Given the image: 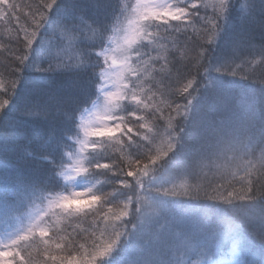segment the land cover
I'll use <instances>...</instances> for the list:
<instances>
[{
	"label": "snow or ice",
	"instance_id": "6c2138e0",
	"mask_svg": "<svg viewBox=\"0 0 264 264\" xmlns=\"http://www.w3.org/2000/svg\"><path fill=\"white\" fill-rule=\"evenodd\" d=\"M0 264H264V0H0Z\"/></svg>",
	"mask_w": 264,
	"mask_h": 264
},
{
	"label": "trees",
	"instance_id": "16d2710c",
	"mask_svg": "<svg viewBox=\"0 0 264 264\" xmlns=\"http://www.w3.org/2000/svg\"><path fill=\"white\" fill-rule=\"evenodd\" d=\"M23 2H26V0H23Z\"/></svg>",
	"mask_w": 264,
	"mask_h": 264
}]
</instances>
